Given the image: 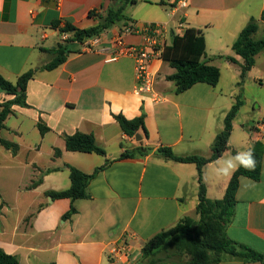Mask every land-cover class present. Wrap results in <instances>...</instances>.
I'll return each instance as SVG.
<instances>
[{
    "label": "crops",
    "instance_id": "1",
    "mask_svg": "<svg viewBox=\"0 0 264 264\" xmlns=\"http://www.w3.org/2000/svg\"><path fill=\"white\" fill-rule=\"evenodd\" d=\"M141 1L165 10L147 24L133 18L128 25L117 24L86 43L94 46L92 50L82 46L80 53L49 71L44 69L54 58L49 50L62 37L54 28L56 22L89 29L99 24L98 16H106L123 1L62 0L59 6L44 0H0V73L15 83L27 71L37 70L28 83L29 107L14 106L0 130L4 140L16 145L15 151L0 145V249L20 264H140L143 246L184 217L197 215L199 203L196 165L166 160L155 150L164 146L179 156L210 157L240 92L245 95L253 82L264 90V51L240 86L244 61L232 50L252 19L259 26L256 35L264 36V0H189L182 9L175 8L179 0ZM92 11L98 16H90ZM149 24L163 27L166 44L171 43L172 33L182 35L188 28L202 31L207 47L204 61L220 69L219 84L199 83L177 94L174 82L168 80L175 70L157 56L151 64L154 88L138 94L134 60L113 61L110 54L119 36L127 45L143 44L144 33L129 34L126 29ZM13 99L0 89V104ZM243 99L228 151L203 170L211 200L223 199L233 176L220 177L217 169L238 152L264 143V102L258 116L241 120ZM143 113L150 136L143 145L154 152L119 160L140 142L128 137L114 116L132 120ZM40 121L50 128L45 135L38 128ZM77 132L94 135L107 156L67 151L63 135ZM56 149L62 151L58 158ZM107 160L113 162L89 184L90 199L72 202L49 195L71 187L69 166L92 174ZM236 199L228 236L264 254V159L261 179L240 180ZM72 206L77 213L63 220ZM220 264L263 263L226 257Z\"/></svg>",
    "mask_w": 264,
    "mask_h": 264
},
{
    "label": "trees",
    "instance_id": "2",
    "mask_svg": "<svg viewBox=\"0 0 264 264\" xmlns=\"http://www.w3.org/2000/svg\"><path fill=\"white\" fill-rule=\"evenodd\" d=\"M122 1L123 4L119 8H110L106 16H98L95 11L90 12V16H98L100 22L97 26L89 29H79L70 22L64 24L56 22L54 28L59 30L60 34L69 33L70 40L60 42L55 48L49 50L54 58L44 66V69L49 71L57 69L67 61L70 55L80 53L78 48L84 46L88 41L100 38L121 22L128 25L131 20L125 12L128 5H136L138 0ZM258 30L257 21L252 19L232 46L234 53L244 61L240 86L243 84L248 72L255 66L257 55L264 51V37L259 40L255 39ZM171 37V43L165 45L161 58L164 63L175 70V73L169 76L168 80L174 82L176 93H184L199 83L216 87L221 79V71L204 61L207 47L202 31L188 28L182 35L172 33ZM226 59L236 63V60L232 57ZM36 73L37 70L31 69L22 74L15 83L9 81L0 73V89L8 95L14 96L13 100L0 104V130L5 128L6 120L14 113V106L29 107L27 102L28 83L34 79ZM243 104L244 99L240 92L236 104L224 120V130L215 139L210 157L179 156L175 154L172 148L164 146L155 150L157 155L166 160L196 165L200 185L199 203L196 208L199 220L184 217L175 227L155 235L143 246V259L140 264H220L226 257L240 260L243 263L260 262L264 264V254L235 242L227 233V229L235 215L240 178L246 177L254 181L261 179L264 143L257 142L252 148L256 160L255 169L248 171L243 167H239L233 174L223 199H209L203 182L204 168L208 164L217 161L228 151L233 123ZM114 117L128 137L135 139L137 134L142 137L140 145L122 153L119 160L144 158L154 152L153 148L143 145V141L150 138L145 124V113L132 120L123 115H115ZM38 128L42 135L50 131V128L43 121L38 123ZM63 139L66 150L69 152L95 153L103 157L107 156V152L97 145L92 134L77 132L74 135H63ZM0 145L8 149L13 148L14 151L16 148V145L4 140L1 136ZM61 155L62 151L56 149L55 158ZM112 162V160H107L105 165L96 168L92 174H86L75 167L69 166L71 187L60 192H49V195L53 200L70 199L72 202L90 199L91 196L88 192L90 182ZM76 213V208L72 206L71 210L64 215L63 220L71 219ZM0 264H20V262L17 257L0 249Z\"/></svg>",
    "mask_w": 264,
    "mask_h": 264
},
{
    "label": "built area",
    "instance_id": "3",
    "mask_svg": "<svg viewBox=\"0 0 264 264\" xmlns=\"http://www.w3.org/2000/svg\"><path fill=\"white\" fill-rule=\"evenodd\" d=\"M45 2H56L57 5H61L62 0H44ZM189 0H179L176 9L187 8ZM144 33L145 41L141 45H127L122 38L119 36L113 42L114 51L110 54L111 60H118L122 57L132 58L135 62L137 88L138 94H144L152 92L155 84V76L151 72V64L154 59L158 56L161 58L163 49L166 45L167 39L163 33V27L158 24H149L143 29L137 27H129L126 29V33ZM63 38H67L68 34H62ZM92 39L91 41H94ZM85 49L92 50L94 46L85 45ZM264 128V125H262Z\"/></svg>",
    "mask_w": 264,
    "mask_h": 264
},
{
    "label": "rangeland",
    "instance_id": "4",
    "mask_svg": "<svg viewBox=\"0 0 264 264\" xmlns=\"http://www.w3.org/2000/svg\"><path fill=\"white\" fill-rule=\"evenodd\" d=\"M159 10H165V9L157 7L156 5H151L150 3H145L140 0L136 5H128L125 14L128 18H133L136 21H139L140 23L145 22L147 24L149 23L148 21H151L150 19H153L161 15V12ZM166 10H171V9L167 8ZM123 23L124 22L119 23L118 26ZM61 36H62L61 42L70 40V35H68L66 39L63 38V35ZM263 37L264 36H262V38ZM255 39H261V38L258 37V35H255ZM244 96L246 98V104L243 108V115H240L241 120L249 115L258 116V114L262 111V109H259V106L262 105V103L264 102V90L260 87L259 83L256 82L248 83L246 87V93L245 95H243V97ZM192 217L195 220H199V218L195 214Z\"/></svg>",
    "mask_w": 264,
    "mask_h": 264
},
{
    "label": "clouds",
    "instance_id": "5",
    "mask_svg": "<svg viewBox=\"0 0 264 264\" xmlns=\"http://www.w3.org/2000/svg\"><path fill=\"white\" fill-rule=\"evenodd\" d=\"M256 160L251 149L247 151L238 152L234 157H231L224 164L217 169V175L220 177L233 175L239 167H243L245 170L251 171L255 169ZM246 178L241 177L243 182Z\"/></svg>",
    "mask_w": 264,
    "mask_h": 264
},
{
    "label": "water",
    "instance_id": "6",
    "mask_svg": "<svg viewBox=\"0 0 264 264\" xmlns=\"http://www.w3.org/2000/svg\"><path fill=\"white\" fill-rule=\"evenodd\" d=\"M136 140H137L138 142H140V141L142 140V137L140 136V134H137V136H136Z\"/></svg>",
    "mask_w": 264,
    "mask_h": 264
}]
</instances>
